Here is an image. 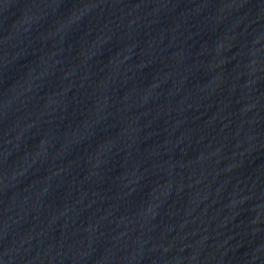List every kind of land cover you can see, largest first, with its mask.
<instances>
[{
	"label": "water",
	"instance_id": "95a60500",
	"mask_svg": "<svg viewBox=\"0 0 264 264\" xmlns=\"http://www.w3.org/2000/svg\"><path fill=\"white\" fill-rule=\"evenodd\" d=\"M0 264H264V0H0Z\"/></svg>",
	"mask_w": 264,
	"mask_h": 264
}]
</instances>
